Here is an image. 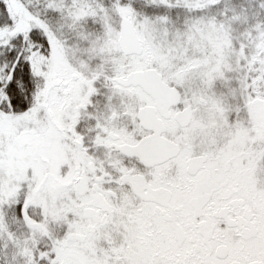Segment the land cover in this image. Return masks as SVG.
I'll return each instance as SVG.
<instances>
[{"label":"snow or ice","instance_id":"6c2138e0","mask_svg":"<svg viewBox=\"0 0 264 264\" xmlns=\"http://www.w3.org/2000/svg\"><path fill=\"white\" fill-rule=\"evenodd\" d=\"M0 264H264V0H0Z\"/></svg>","mask_w":264,"mask_h":264}]
</instances>
